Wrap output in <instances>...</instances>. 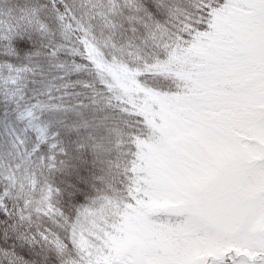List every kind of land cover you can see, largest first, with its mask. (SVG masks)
Returning <instances> with one entry per match:
<instances>
[{"label":"snow or ice","instance_id":"1","mask_svg":"<svg viewBox=\"0 0 264 264\" xmlns=\"http://www.w3.org/2000/svg\"><path fill=\"white\" fill-rule=\"evenodd\" d=\"M0 105V240L37 264H264V0H0ZM139 219L169 243L120 256Z\"/></svg>","mask_w":264,"mask_h":264},{"label":"rangeland","instance_id":"2","mask_svg":"<svg viewBox=\"0 0 264 264\" xmlns=\"http://www.w3.org/2000/svg\"><path fill=\"white\" fill-rule=\"evenodd\" d=\"M168 118L176 119V113L168 112L167 118L162 117L165 127L169 125ZM148 152L153 155L147 158V167L160 172L161 175H165L164 170H170V162L157 155L156 149L151 146L148 148ZM91 198L85 199L78 207L87 204ZM150 206L155 209L175 207L177 205L169 200H154ZM110 241L113 249L120 256H131L137 260L146 259L153 253L154 249L163 248L169 243L161 232L150 230L142 219L137 220L136 223L129 224L128 232L123 239L111 237Z\"/></svg>","mask_w":264,"mask_h":264},{"label":"trees","instance_id":"3","mask_svg":"<svg viewBox=\"0 0 264 264\" xmlns=\"http://www.w3.org/2000/svg\"><path fill=\"white\" fill-rule=\"evenodd\" d=\"M41 2H46V0H41ZM79 2V0H78ZM84 11H87V8L82 9V13ZM93 24V31H95V33L97 34V36L100 35V26L98 21H92ZM15 46L18 49L19 55L21 57V59L28 55L33 49H32V44L31 43H25L23 40H19L16 42ZM64 59L69 60V62H71L72 57H63ZM6 59V58H5ZM77 60L79 59L78 57L76 58ZM79 62V60H78ZM70 79L75 82L76 80H88L90 79V77L85 74V73H80V74H73ZM79 90V89H78ZM4 114V109L3 106L0 105V117H2ZM86 159L88 160V164L86 167L81 168L80 167V163L77 160H73L70 162L69 165V169L67 172L65 173H61L58 174L56 176V184L57 186L63 188L65 185H70L73 183L75 176L73 175V172L76 169H80V171L84 174V175H91L93 173L96 172V170L92 167V163H91V157H86ZM0 191H2V188H0ZM92 196H94V193L92 194ZM90 197H84V198H74L73 196L69 195V194H65L64 197L61 200V207L63 208V210L65 211V213L69 216H73L74 215V210L75 208H77L85 199L91 198ZM10 207L12 206L11 203L9 205ZM7 223H11V220H8L7 218H5ZM0 247L6 248L8 250H13L15 251L17 256L22 257L25 260H28L31 262V264H37V257L35 255V252H39V249H36L35 252H33L28 245L24 244L22 245L20 241L16 240L14 237L9 236L6 240H0ZM53 264H55L54 258H53Z\"/></svg>","mask_w":264,"mask_h":264}]
</instances>
